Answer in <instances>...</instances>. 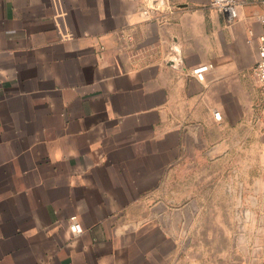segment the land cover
Returning a JSON list of instances; mask_svg holds the SVG:
<instances>
[{
    "label": "crops",
    "instance_id": "crops-1",
    "mask_svg": "<svg viewBox=\"0 0 264 264\" xmlns=\"http://www.w3.org/2000/svg\"><path fill=\"white\" fill-rule=\"evenodd\" d=\"M233 1L0 0V264H264V0Z\"/></svg>",
    "mask_w": 264,
    "mask_h": 264
},
{
    "label": "built area",
    "instance_id": "built-area-1",
    "mask_svg": "<svg viewBox=\"0 0 264 264\" xmlns=\"http://www.w3.org/2000/svg\"><path fill=\"white\" fill-rule=\"evenodd\" d=\"M233 3V0H208V4L210 7L225 14L230 21L234 18ZM260 22L264 24V16L260 18ZM210 68V64L199 65L192 68L190 74L197 80L203 81L205 73ZM253 77L262 94L264 95V33H262L258 37L257 60L253 67ZM213 116L216 120H220L219 112H214ZM68 228L69 231L73 234H79L82 231V227L75 216L69 218Z\"/></svg>",
    "mask_w": 264,
    "mask_h": 264
},
{
    "label": "rangeland",
    "instance_id": "rangeland-1",
    "mask_svg": "<svg viewBox=\"0 0 264 264\" xmlns=\"http://www.w3.org/2000/svg\"><path fill=\"white\" fill-rule=\"evenodd\" d=\"M260 112H261V115L264 116V107L262 106L260 108ZM255 159V157H254ZM257 159V158H256ZM256 161V160H255ZM223 164V163H222ZM255 167V166H254ZM200 174V173H199ZM213 175H216V174H213L212 172V167L210 168V172H206L204 174H202V176H209L210 178L208 179V181H210V179L212 180L213 179ZM221 176V174H219ZM260 175V173H256L255 171L252 172V174H248V173H237V181H243L245 180L246 177L248 176H258ZM185 176V175H184ZM197 176H198V173L196 172V169H192L191 172H189L185 178H187L190 182V185H192V187L190 188V193L193 194L194 196H202V187L199 185H196V180H197ZM178 179H180V177H178ZM221 179H223L221 177ZM251 179V178H249ZM231 180H232V177H231ZM241 191V194L239 193V190H238V193H237V196L240 197V196H243V193L242 191H244V189L240 190ZM244 205L243 204H239L238 205V208H240L242 210V213L244 212ZM250 207V206H249ZM253 207V210H256L258 213L259 211H264V206H260V205H254L252 206ZM196 212V206L195 205H190V214L191 213H194L195 214ZM244 214V213H243Z\"/></svg>",
    "mask_w": 264,
    "mask_h": 264
}]
</instances>
